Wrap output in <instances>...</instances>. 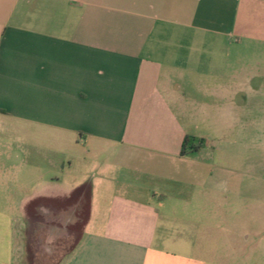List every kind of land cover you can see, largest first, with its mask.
<instances>
[{
  "label": "crops",
  "instance_id": "0c3cea01",
  "mask_svg": "<svg viewBox=\"0 0 264 264\" xmlns=\"http://www.w3.org/2000/svg\"><path fill=\"white\" fill-rule=\"evenodd\" d=\"M257 4L0 0V264H217L216 197L241 184L218 136L258 94L210 57ZM79 161L78 184L35 192L55 203L29 210L23 172L26 195L4 183L17 164ZM29 223L51 241L30 257Z\"/></svg>",
  "mask_w": 264,
  "mask_h": 264
},
{
  "label": "rangeland",
  "instance_id": "374dc122",
  "mask_svg": "<svg viewBox=\"0 0 264 264\" xmlns=\"http://www.w3.org/2000/svg\"><path fill=\"white\" fill-rule=\"evenodd\" d=\"M247 18L240 26L243 36L237 37L241 40L239 43L234 42L228 50L218 53V57L205 54L206 59L210 57L221 66L229 62L230 74L232 70L235 71L237 83L250 79L252 88L258 94L249 102L247 110L235 117L234 131L220 133L218 136L225 155L231 160L230 167L239 177L241 184L238 193L216 197L219 206L224 207L225 211L213 214L214 241L206 242L205 246L214 251L217 264H264V4L249 6ZM32 167L35 166H11V170L6 173L7 181L4 182L10 186L16 198L26 195L25 192L29 191V210L43 203L48 205L56 202L51 196L38 197L35 192L49 194L56 190L63 191L67 186L66 180H69L70 184H78L85 176L88 166L79 161L71 169H52L41 165L36 170ZM20 172H23L22 179L28 185L25 192L19 188V184L23 183L20 178L17 179ZM92 175L93 173L88 178ZM53 177L61 179L60 186L50 181ZM88 178L86 176V179ZM75 200L80 198L75 197L72 201ZM81 200L84 205L90 202L89 196L81 197ZM191 214L182 213L178 216L189 217ZM211 215L204 213L205 220ZM30 224L32 223H29L28 229L29 257L37 244L44 245V248L51 245V241L41 236L40 240H36V230ZM76 231L79 233L81 230Z\"/></svg>",
  "mask_w": 264,
  "mask_h": 264
},
{
  "label": "trees",
  "instance_id": "16d2710c",
  "mask_svg": "<svg viewBox=\"0 0 264 264\" xmlns=\"http://www.w3.org/2000/svg\"><path fill=\"white\" fill-rule=\"evenodd\" d=\"M192 141V138L191 137H187L186 139H185V142H184V144H183V150H182V155L184 156V155H186V150H187V148H188V145H189V143ZM191 149V148H190Z\"/></svg>",
  "mask_w": 264,
  "mask_h": 264
}]
</instances>
